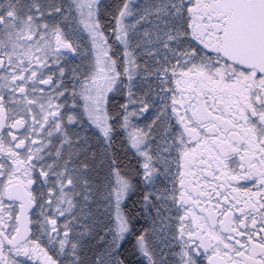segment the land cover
Masks as SVG:
<instances>
[{"label": "snow or ice", "instance_id": "6c2138e0", "mask_svg": "<svg viewBox=\"0 0 264 264\" xmlns=\"http://www.w3.org/2000/svg\"><path fill=\"white\" fill-rule=\"evenodd\" d=\"M0 264H264V0H0Z\"/></svg>", "mask_w": 264, "mask_h": 264}]
</instances>
